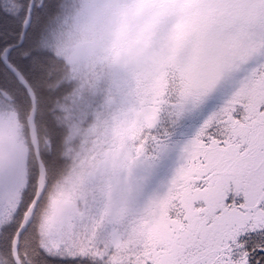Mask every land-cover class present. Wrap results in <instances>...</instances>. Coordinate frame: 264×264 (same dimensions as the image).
I'll list each match as a JSON object with an SVG mask.
<instances>
[{"label": "snow or ice", "instance_id": "snow-or-ice-1", "mask_svg": "<svg viewBox=\"0 0 264 264\" xmlns=\"http://www.w3.org/2000/svg\"><path fill=\"white\" fill-rule=\"evenodd\" d=\"M0 264H264V0H0Z\"/></svg>", "mask_w": 264, "mask_h": 264}]
</instances>
